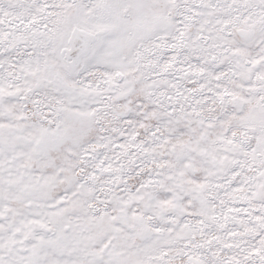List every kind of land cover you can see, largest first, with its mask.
I'll use <instances>...</instances> for the list:
<instances>
[{
	"label": "snow or ice",
	"instance_id": "6c2138e0",
	"mask_svg": "<svg viewBox=\"0 0 264 264\" xmlns=\"http://www.w3.org/2000/svg\"><path fill=\"white\" fill-rule=\"evenodd\" d=\"M0 264H264V0H0Z\"/></svg>",
	"mask_w": 264,
	"mask_h": 264
}]
</instances>
